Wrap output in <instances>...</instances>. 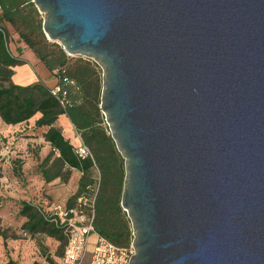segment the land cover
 Segmentation results:
<instances>
[{
	"label": "water",
	"instance_id": "water-1",
	"mask_svg": "<svg viewBox=\"0 0 264 264\" xmlns=\"http://www.w3.org/2000/svg\"><path fill=\"white\" fill-rule=\"evenodd\" d=\"M103 70L128 264H264V0H33Z\"/></svg>",
	"mask_w": 264,
	"mask_h": 264
},
{
	"label": "trees",
	"instance_id": "trees-1",
	"mask_svg": "<svg viewBox=\"0 0 264 264\" xmlns=\"http://www.w3.org/2000/svg\"><path fill=\"white\" fill-rule=\"evenodd\" d=\"M9 25L54 74V85L49 86L43 81L28 85L14 82V67L26 60L10 46ZM72 56L56 41H49L41 12L33 0H0V118L5 124L15 125L41 113L36 126L47 128L44 137L52 147L43 163L46 165L55 155L56 168L53 174L44 171L46 181L62 176V169L67 166L81 171L83 175L75 200L68 206L75 205L80 196L91 197L96 191L94 200L86 207L94 213L96 232L119 246L130 247L132 223L121 205L125 160L101 111L103 75L101 79L100 65L91 58L79 56L72 60ZM62 114L75 125L93 158L80 159L75 154L70 139L55 125ZM97 170L100 177L96 176ZM44 205L47 207L26 201L20 203L19 212L26 218L22 228L31 235L54 237L65 247L68 237L64 227L49 216L51 200ZM0 237H6L1 218ZM7 264H17V261L10 259Z\"/></svg>",
	"mask_w": 264,
	"mask_h": 264
},
{
	"label": "rangeland",
	"instance_id": "rangeland-1",
	"mask_svg": "<svg viewBox=\"0 0 264 264\" xmlns=\"http://www.w3.org/2000/svg\"><path fill=\"white\" fill-rule=\"evenodd\" d=\"M41 17L44 18L43 13H41ZM8 27L10 30L11 48L20 54L24 53L29 61L36 66L41 76L44 73L48 80L54 79V74L47 68L43 70L42 66H38L37 61H39V59L34 52L30 48H27L26 44L20 40L14 27L11 25ZM49 41L54 42L50 39ZM57 43L61 45L59 42ZM18 44H20L22 48ZM79 56L80 55L72 56V60L78 59ZM99 69L102 79L103 70L101 66H99ZM40 114L41 113H37L34 115L32 120ZM46 129V127L38 126H33L31 129V127H26L25 124L23 125L22 123L8 125L0 118V218L2 226L6 231V237H0V264H7L11 259V252L16 253V251H18L17 263L25 264L26 240H33L34 244H32V246L35 247L34 250L30 249L29 260L34 258L33 260L36 264H41L42 260L53 264H62L65 247L61 246V241L53 237L52 242H50L46 235H31L25 232L22 228L25 217L19 212L20 203L22 201L39 205L42 208L47 207L41 201L39 202L37 200V193L31 192V190L29 191V188L26 187V185L30 183L32 184L30 185L31 188H35L34 191H36L38 188V179L43 180V178H45L44 171H48L50 174L56 171V168H54L55 155L50 158L46 165L43 163L44 159L52 151V147L48 146H51V144H48L44 137ZM79 137V140L84 142L83 137L81 135ZM18 161H21V163ZM74 173L76 176L73 180ZM82 175L81 171L67 166L62 169V176H60L59 182L51 185L45 182L40 192L45 195V192L47 193L49 190L48 187L51 188L52 186L55 188V193L58 195L60 203L67 205L72 204L75 200ZM96 176L100 177L98 170ZM50 200L52 201L51 198ZM54 239L56 243H54ZM27 246L29 247V245ZM89 259L90 256L86 258L85 262L87 263Z\"/></svg>",
	"mask_w": 264,
	"mask_h": 264
},
{
	"label": "built area",
	"instance_id": "built-area-1",
	"mask_svg": "<svg viewBox=\"0 0 264 264\" xmlns=\"http://www.w3.org/2000/svg\"><path fill=\"white\" fill-rule=\"evenodd\" d=\"M73 149L80 159L93 158L90 147L83 141L74 143ZM95 194L96 191L91 197L80 196L73 206L57 205L49 214L51 220L63 226L67 233L62 264H128L134 253L132 245L119 246L96 232L94 213L86 208ZM92 234L95 240L91 244ZM88 256L90 259L86 263Z\"/></svg>",
	"mask_w": 264,
	"mask_h": 264
},
{
	"label": "crops",
	"instance_id": "crops-1",
	"mask_svg": "<svg viewBox=\"0 0 264 264\" xmlns=\"http://www.w3.org/2000/svg\"><path fill=\"white\" fill-rule=\"evenodd\" d=\"M20 44H22L21 42H19ZM20 44H18L20 47H21V45ZM22 48V47H21ZM28 48V47H27ZM25 50H26V48H25ZM35 54V53H34ZM36 55V54H35ZM23 58H25V60H26V62L24 63V64H21V65H17V66H15L14 67V75H13V80H14V82L15 83H17V84H20V85H28V84H32V83H34V82H38V81H43L44 83H46L47 85H54V79H47L46 77H45V74L43 73V75L41 76V74L38 72V70H37V68H36V66H34L30 61H29V59L26 57V55H24V53L21 55ZM37 56V55H36ZM38 58V57H37ZM39 59V58H38ZM37 64H38V66L40 67V66H42V68H43V70L46 68L44 65H43V63L39 60V61H37ZM40 116H41V114L40 115H38L37 117H34L33 118V120H32V118H30L29 119V121H25V122H22V124L24 125L25 124V126L26 127H31V129H32V127L33 126H36V121H37V119H39L40 118ZM58 128H60L61 129V131L63 132V134L68 138V139H70V141H71V143L72 144H74V143H77L78 141H79V136L81 135L78 131H77V129H76V127H75V125L72 123V121L68 118V116L67 115H65V114H62V115H60L59 116V118L57 119V121H56V124H55ZM76 129V130H75ZM76 135H78V136H76ZM79 137V138H78ZM48 144H49V142L48 141H46ZM49 147H51L50 145H48ZM76 175H75V173L73 174V180H74V177H75ZM60 181V176H58V177H56V178H54L53 180H51V181H48V184L49 185H51V184H54V183H57V182H59ZM45 182H47L46 181V179L45 178H43V180H40V179H38V188L36 189V191H34L35 190V188H31V186L30 185H32V184H30V183H28L27 185H26V187L27 188H29V191L31 190V192H35V193H37V195H38V201L40 202H42L43 204H47V202H49V197L52 199V205H51V212H52V210H53V208L55 207V206H57V205H61V206H68L67 204H63V203H60V201H59V197H58V195L55 193V188H53L52 186H51V188L50 187H48L49 188V190L47 191V193L45 192V195L42 193V192H40V189H41V187H42V185H44V183ZM50 195H49V194ZM45 196H47V197H45ZM47 199H49V200H47ZM27 202V201H26ZM30 203V202H29ZM33 204V203H32ZM35 205V204H34ZM39 206V205H38ZM25 221H26V218H25ZM47 236V235H46ZM47 238H49V241L50 242H52V239H53V237H51V236H47ZM94 240H95V235L94 234H92L91 236H90V243L92 244V242H94ZM54 243H56V240L54 239ZM32 244H34V242H33V240H26V242H25V264H36L35 262H34V258H31L32 260H29L30 259V249H32V250H34V248L35 247H33L32 246ZM91 244H90V247H91ZM27 245H29V247L27 246ZM31 247V248H30ZM17 252L18 251H16V253H14V252H11V259H13V260H15V261H17L16 259L18 258V254H17ZM34 252V251H33ZM27 259V260H26ZM17 264H19V262L17 263ZM41 264H53V263H49V262H47V261H45V260H42L41 261Z\"/></svg>",
	"mask_w": 264,
	"mask_h": 264
}]
</instances>
